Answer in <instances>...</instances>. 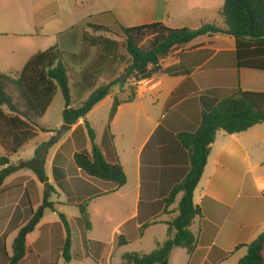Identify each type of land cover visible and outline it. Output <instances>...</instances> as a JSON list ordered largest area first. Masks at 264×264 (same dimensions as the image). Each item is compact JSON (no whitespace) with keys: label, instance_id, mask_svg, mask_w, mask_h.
<instances>
[{"label":"crops","instance_id":"0c3cea01","mask_svg":"<svg viewBox=\"0 0 264 264\" xmlns=\"http://www.w3.org/2000/svg\"><path fill=\"white\" fill-rule=\"evenodd\" d=\"M27 1L32 5L29 13L25 6L7 12H25L28 25L33 27L28 35H13L16 39L12 40L28 53L19 65L50 47H59V37L68 38L66 47L78 54L83 34H91L90 26L110 31L153 23L170 29H198L206 24L224 27L220 11L225 0H73L69 9L79 20L65 25L54 13L60 10L58 0ZM0 2L9 5L10 0ZM47 26L53 27L46 30ZM72 32L74 41L69 40ZM94 51L97 48L92 47L89 55ZM90 56L70 63V67L74 70ZM160 66L162 70L181 66L190 73L178 77L153 75L132 84V93L129 88H114L53 145L49 142L63 122L62 118L54 125L43 122L52 103L39 121L48 132L37 131L15 153L11 152L9 129H2L8 136L0 135V156H7L11 164L32 159L42 143L50 145L43 171L47 185L53 189L48 201L54 209L44 210L27 235L25 256L18 264H123L125 254L146 255L156 250L167 240L168 224L178 215L183 194L167 199L190 166V150L178 135L197 130L202 113L200 93L219 90L221 96L229 97L238 90L264 92V71L238 69L236 43L229 36L199 37L171 51ZM127 92L129 96L119 97ZM114 99L120 104L109 120ZM85 122L93 129L94 143L105 160L118 162L126 176L122 187L102 196H89L90 188L82 181L102 191L107 184L88 179L73 163L76 152L91 150ZM27 146L31 156L21 158L20 152ZM44 187L29 169L13 173L1 185L0 264H8L19 229L42 205ZM85 201L90 222L87 232L79 223L77 208ZM193 205L200 210L190 226L197 239L196 248L192 253L173 248L168 264H238L247 253L246 246L264 232L263 124L239 134L216 133L193 192ZM59 215L65 218L71 240L69 262L62 257L67 231ZM119 238L125 240L123 246L118 245ZM132 246L138 250L131 252L135 251Z\"/></svg>","mask_w":264,"mask_h":264},{"label":"trees","instance_id":"16d2710c","mask_svg":"<svg viewBox=\"0 0 264 264\" xmlns=\"http://www.w3.org/2000/svg\"><path fill=\"white\" fill-rule=\"evenodd\" d=\"M222 24H206L198 29H170L161 23H153L136 27H119L123 36L124 48L130 58L125 75L141 82L153 75L163 73L170 77L189 75V71L181 66L162 70L160 61L171 51L183 47L202 36L225 35L232 37L236 43L237 68L264 71V0H225L220 11ZM91 34H83V46L87 52L90 47L110 46L104 36L112 33L99 26H90ZM98 34V35H97ZM150 37L147 46L143 42ZM114 44L113 53L116 50ZM77 63V56L70 57ZM124 59L118 60L116 54L103 53L89 65L81 77L68 64L62 61L61 50L57 46L32 56L23 69L16 73L15 79L7 74H0V108H5L8 115L0 111V118L9 126L12 140L11 152L15 153L28 138L34 137L37 131L47 133V129L39 125L56 94L60 91L64 106L61 112L65 125H74L85 119L88 113L111 94V89L119 82L116 78L118 66ZM121 76V75H120ZM105 82V83H104ZM107 82V83H106ZM133 89H131L132 93ZM219 90L200 93L202 108L200 123L194 133H181L178 139L190 150V166L183 181L171 191L168 201L175 195L183 196L178 204V215L168 224V238L150 254L136 253L122 256L123 264H168L169 254L173 248H181L192 253L197 244L196 236L190 226L200 210L193 205V192L203 174L210 146L216 133L239 134L255 125L264 123V92H238L229 97L221 96ZM132 97L127 100L130 102ZM119 101L114 99L109 120L114 116ZM85 128L91 143V150H81L73 155V163L90 180L107 184L102 191L82 181L90 188L89 196H102L119 189L126 183V176L118 162L108 163L102 151L95 145V134L85 122ZM49 143L40 144L34 157L29 161L11 164L7 156H0V187L4 180L13 173L29 169L38 181L44 184L42 205L31 212L27 223L19 229L12 246L13 254L8 264H18L25 256L26 237L35 229L43 216L44 210H53V203L48 197L53 191L47 185L43 167L49 149ZM79 223L83 231L90 230L87 201L77 206ZM67 231V238L62 246V257L70 261L69 231L63 215H59ZM125 240L119 238L118 245L123 246ZM246 255L238 264H264V232L246 246Z\"/></svg>","mask_w":264,"mask_h":264},{"label":"rangeland","instance_id":"374dc122","mask_svg":"<svg viewBox=\"0 0 264 264\" xmlns=\"http://www.w3.org/2000/svg\"><path fill=\"white\" fill-rule=\"evenodd\" d=\"M27 2H28L27 0H10L9 5H5V4H2L0 2V25L2 27V32L0 33L1 34L0 35V74H7L13 79H15V77L17 76L16 73H19L23 69L25 64L27 63L26 62L23 65H19V60L21 63V58L23 56H25L26 54H28L26 51H24V48L20 49V46H18L16 44V42L14 40H12V39H16V37H13V35H15L16 33H19V34L25 33L26 35H28V33L33 32V30H32L33 27L30 24L28 25L27 15L25 12H24V14L18 12L14 15H12L11 12H9V13H7V12L10 11V8H12V9L15 8L18 10V8L20 6H25V11H27V13H29L30 10L32 9L31 8L32 5H31V3H29V2L27 3ZM57 2H58V6L60 7V10L58 12H54V13H55V16L58 17V20H61V22H62V23L61 22H59V23H61L63 25L70 24V23L75 24L79 20V17L74 16V15H76V13H73L69 9V6H70L71 2H73V0H58ZM35 4H37V2ZM51 9H52V7H51ZM68 9H69V11H68ZM13 20H15L16 23H14ZM52 27L53 26H47L45 29L48 30ZM70 36L71 37L69 40L74 41L76 39V38H72L74 36L73 32ZM98 37L101 39H107V40L112 41V42L108 43V44H110V46H104V47L102 46L101 48L94 47L95 49L97 48V52H95V51L92 52L91 56L89 54H90V50L92 47L88 48L87 52H85L86 48L83 46L82 40L80 42L81 47H80L79 53L75 54L66 47L67 43H66L65 39H68V38L64 39L63 37H59L57 42L59 44L58 48L61 50L62 61L70 66V63H72L70 60V57L72 55L77 56V60H83V59L90 56L89 59L81 62L80 64H78V67L74 69V71L76 73H78V75L76 74V77L77 76L81 77L83 71L89 65H91L100 54L106 53V54L110 55V57L114 56V54H116V58L118 60L124 59V63H122L120 66H118L116 78L120 77V75H122V74H125L126 67L128 66V63L130 62V58L127 55L126 50L124 48L123 36H122L120 28L117 29L116 31H112V33H110L108 35L105 34L104 36H98ZM82 39H83V37H82ZM150 39L151 38L148 37L143 42V46H147L148 41H150ZM114 44H116V47H117L116 48L117 51L115 53H113V51H112L114 48ZM53 45H55V42L53 44H51L50 46H53ZM70 48L72 50H77L75 45H71ZM18 67H21V69L19 71L12 72L14 70H17ZM134 83H137V81H135L132 77L129 78L127 76L123 80L122 83H118L117 85H115L111 89V92L113 90H115L114 88H118V89L129 88V89L134 90L135 86H132V84H134ZM129 95H130V93L127 92L124 95H119V97L121 98L123 96H129ZM63 106H64L63 97L59 91L57 93L55 99L53 100V102L50 106V109H49L45 119L43 120V122L45 124L54 125L56 122L60 121L61 111H62ZM0 111L4 115H8V112L5 108H0ZM96 121H97V119H96ZM93 123H94V119H93ZM94 124L96 126V123H94ZM262 124L264 125V123H262ZM2 129H9V126L4 120H2L0 118V135L3 137L4 133H3ZM6 136H8L7 133L4 137H6ZM20 155L22 156L21 158H24V156H25V158H29V156H31L30 146L25 147L23 149V151L20 152ZM33 157H34V155H33ZM12 158H14V161L18 160V159H16V156H13ZM131 249L135 250V251H131V252H136V250H138L135 246H132Z\"/></svg>","mask_w":264,"mask_h":264},{"label":"water","instance_id":"95a60500","mask_svg":"<svg viewBox=\"0 0 264 264\" xmlns=\"http://www.w3.org/2000/svg\"><path fill=\"white\" fill-rule=\"evenodd\" d=\"M127 76L125 74H122L120 77H119V82L122 83L123 80L126 78ZM70 129V126L69 125H61L60 129L56 132V134L54 135V137L51 139L50 141V144H55L56 142H58L64 135L67 131H69Z\"/></svg>","mask_w":264,"mask_h":264}]
</instances>
